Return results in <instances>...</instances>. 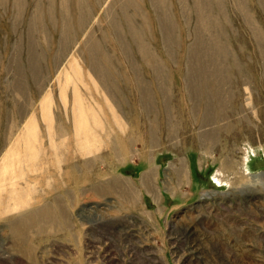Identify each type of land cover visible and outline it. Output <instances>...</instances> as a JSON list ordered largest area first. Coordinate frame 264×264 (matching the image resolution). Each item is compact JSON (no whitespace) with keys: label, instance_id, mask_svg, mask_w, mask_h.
Listing matches in <instances>:
<instances>
[{"label":"rangeland","instance_id":"1","mask_svg":"<svg viewBox=\"0 0 264 264\" xmlns=\"http://www.w3.org/2000/svg\"><path fill=\"white\" fill-rule=\"evenodd\" d=\"M61 1L23 0L20 13L12 0L0 5V264H264V42L258 44L235 0H220L221 15L214 6L219 37L230 50L221 73L228 102L205 143L201 111L217 99L188 97L192 22L184 23L178 0H166L177 27L170 52L152 0H137L144 20L134 17L166 71L172 94L165 102L118 5L83 2L92 14L95 52L102 48L110 59L93 55L92 65L79 7ZM243 1L263 32V1ZM108 3L126 52L105 18ZM138 77L146 81L149 107ZM167 119L176 140L165 134ZM180 158L185 175L178 182L171 164ZM150 169L153 191L141 182ZM115 180L129 182L136 203L114 188ZM44 204L52 207L49 215L38 211ZM16 222L25 225L18 244Z\"/></svg>","mask_w":264,"mask_h":264},{"label":"bare ground","instance_id":"2","mask_svg":"<svg viewBox=\"0 0 264 264\" xmlns=\"http://www.w3.org/2000/svg\"><path fill=\"white\" fill-rule=\"evenodd\" d=\"M12 1H13L14 8L18 9V11L20 13L21 8L24 5L23 0H12ZM47 1L49 4L53 2V0H47ZM65 1H67V0H65ZM75 1L77 3V6L79 7L78 26L81 28L82 33L84 35L83 40H84V47L85 48H83V49H84V51L89 53V58H91L89 60L90 63L92 65H94V61L97 60V57L99 55H101L102 57L104 56L108 60L107 62H109L110 59L108 58L106 53H104L102 48L99 51L95 52L96 47H97V43L89 36V29H90L89 24L91 23V17H92L91 15L92 14H90L91 12L88 11L86 7H83V2L86 0H75ZM103 1L106 2L107 0H103ZM178 1L180 4V7H181L180 12L182 13V17L184 18V23L189 24L192 22L191 28H192L193 39L188 44V52L186 53L187 54V58H186L187 59V63H186L187 64V67H186L187 68V70H186L187 75H185V76H188V78L186 77L188 79V81H187L188 84L186 83V86H187L188 92H189L188 97L194 98L195 103L197 102L198 99H200L199 98L200 96H203L206 101H208V99L211 96H213V98L217 99L216 100V102H217L216 107L213 106L214 108H212V106H211L212 103L210 102L211 105H209V102H208V104L204 108L205 110L201 111V112H203V116H202V119L200 122V124L202 126L200 125L201 130L199 131L200 132L199 133V139L205 143L207 141L209 142V140H211V138L214 136V133L218 127L217 123L220 120H223L222 119L223 115H225L224 113H226L225 108H226V102H228V101H226L225 96L222 95L223 91H222V87H221V82H222L223 74H221V73L223 72V70H222L223 69V62L226 59V57L228 56L230 50H228L229 49L228 46L225 43H223V41L221 40V37H219L222 34L221 28H220V26H218L219 23L217 21V18L215 17V13H213L214 10H216V9H214V6L217 5L218 6L217 11H219V15H221L220 0H178ZM262 1L264 4V0H262ZM3 2L8 3V0H0V5H2ZM62 2H63V0L61 1V3ZM87 2L89 3V1H87ZM111 3L118 5L122 9L124 17L128 23V25H127L128 32L131 33L134 41L137 43V48H138L137 50H138V52H140L142 54V57L146 59L145 62L147 61L148 64L150 63L152 65V72H153V76H154L155 81H156L157 89L160 91L162 100L164 102L167 101V99L171 96L172 93L168 90L170 88V86L168 85L167 80H166V73H165L166 71L164 70V66L162 65V62H160V60L155 58V56H154L155 54L152 55V53L149 50L146 42L144 41L143 36H142V29H143L142 23L141 24L135 23L134 17L136 15H138L143 21L145 13H143L142 12L143 10H141L140 7L137 5V0H112ZM111 3L105 4L106 5V11H105L106 16H105V18H107L111 22V24L113 25L114 32H115L116 36L118 37L119 42L121 43L120 37L122 38V36H119V31H121V30L119 29V24L117 23V21L115 20V17L113 16V13H112L113 7H112ZM152 4H153L152 6L155 7L154 10H155V12L157 14V18L159 20V24H160L159 28H161V32H162L161 36L163 37L162 42L164 44L165 49L167 50L166 52H170L173 49V45H175L176 40H177V33L175 32L177 27L173 21L174 19H173V16L171 15L170 7L168 6L166 0H152ZM235 4L241 10V13L244 16L245 21L250 24V26H251L250 28L252 29L258 44L264 42V33H263L264 31L262 32V29L260 31L259 30L260 28L258 29L256 24L252 20L253 18H251V15L249 14L250 11L249 10H248L249 12L247 11V9H246L247 7L245 6V2L243 0H235ZM87 7H88V5H87ZM47 8H48L49 17L52 20L53 8L51 9V5H49ZM128 8H132L134 10V13L130 14V15L127 14L125 11ZM53 19H54V17H53ZM70 24H71V22L66 18L65 19V39L68 38V40H69V32H70L69 31L70 29H68V28L71 26ZM90 26H91V24H90ZM216 30L218 31V33H214ZM93 34L94 33H92V35ZM217 34H218V36H217ZM68 40H65V44L62 43V45L60 46L59 52L61 54L67 49V41ZM94 45L96 47H94ZM121 45H122V51L126 52L127 46L125 44H122V43H121ZM260 50H262L261 46H260ZM261 54H263V53H261ZM32 55H34V54H32ZM93 55H98V56H93ZM95 57H96V59H95ZM207 57H208V60H209V58H210V60L211 59L213 60L212 65H208L207 63L206 64L204 63V59ZM208 62H210V61H208ZM110 64H111V62H110ZM36 65H37L36 61L33 59V56H31V59L29 61L28 66L30 67V70L32 71V78L35 81H38L39 78L36 75V73L34 72ZM97 67H98V65L96 64V68ZM115 67H113V68H115ZM263 67H264V61H263ZM99 68H100V66H99ZM113 70L115 71V69H113ZM227 70L228 69H226V71ZM199 72H201L202 75H201V73H200V75H198ZM96 73H98L101 77L102 72H100L99 69H97ZM216 73H217L218 79H214V77H216V75H215ZM107 76H105V77H107ZM111 77H113L112 74H111ZM202 77H204V78L202 79ZM228 77L229 76H227V78ZM20 78L21 77H19L17 74L16 83H17V87H19V88L22 85ZM109 81H111V80H109ZM101 82H102V80H101ZM137 82H138V87H139V91L141 94V98L144 101L143 103H145L146 106L149 107L150 106V104H149L150 96H149V93H148V90L146 87V85H147L146 81H144L143 79L138 77ZM112 83H113L112 85L115 84L113 81H112ZM39 84H41V80H40ZM106 85H108V84H105V86ZM106 88H107V86L105 87V89ZM112 88L109 86L106 89L107 91L110 92V95L112 94ZM227 92L228 91H226V93ZM214 103H215V101H214ZM227 108H229V106ZM165 134L167 135V137H170V138L177 136L176 135L177 131H176L175 125L173 123H171V121H169L168 119H167V128H166ZM151 137H153V136L151 135ZM155 138H156L155 142H157L158 139L156 136H155ZM173 139L176 140V138H173ZM223 162H224V160H223ZM171 168L173 169V171L176 175V181L181 182L182 178L185 175V165H184L183 160H181V158H180L175 165L171 164ZM141 182L147 188L148 191L154 190L153 184H152V170L151 169L149 171H146L143 173V175L141 177ZM113 184H114V188L116 190H118L125 198L132 199V201L134 203H136L134 201V197H135L134 194L135 193L131 189L129 182H127L125 180H115V181H113ZM123 185H126V186H123ZM2 206H3V204H2ZM51 210H52V207L49 204L48 205L44 204L42 207H40L38 209V211H40L44 215H49V212ZM46 217H48V216H46ZM33 220H35V219H33ZM30 221H32V219L25 221L26 229L28 227L27 224ZM23 224H24V222L19 223V225H18L16 222L13 225L12 232L14 234V242L16 244L19 243L20 239L23 240L24 235H23L22 230L24 231V229H25L24 228L25 225H23ZM26 251H27V249H26Z\"/></svg>","mask_w":264,"mask_h":264}]
</instances>
